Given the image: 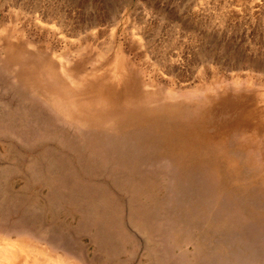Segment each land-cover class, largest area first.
<instances>
[{"label":"rangeland","instance_id":"1","mask_svg":"<svg viewBox=\"0 0 264 264\" xmlns=\"http://www.w3.org/2000/svg\"><path fill=\"white\" fill-rule=\"evenodd\" d=\"M0 245L264 264V0H0Z\"/></svg>","mask_w":264,"mask_h":264},{"label":"crops","instance_id":"2","mask_svg":"<svg viewBox=\"0 0 264 264\" xmlns=\"http://www.w3.org/2000/svg\"><path fill=\"white\" fill-rule=\"evenodd\" d=\"M18 248L15 246H8V245H0V264H7V262L14 264L16 263V260L12 259V257H18ZM13 260V261H12ZM24 264H28V256L24 254L23 256ZM36 262V259L33 260Z\"/></svg>","mask_w":264,"mask_h":264},{"label":"bare ground","instance_id":"3","mask_svg":"<svg viewBox=\"0 0 264 264\" xmlns=\"http://www.w3.org/2000/svg\"><path fill=\"white\" fill-rule=\"evenodd\" d=\"M207 107H209V106H207ZM200 108H202V107H200ZM206 110H207V109H206ZM178 113H179V112H178ZM196 113H197V111H196ZM200 113H201V112H200ZM206 116H207V115H206ZM208 118H209V117H208ZM206 126H207V125H206ZM198 149H199V148H198ZM194 150H195V149H194ZM196 150H197V149H196ZM204 150H205V149H204ZM204 150H203V151H204ZM203 151H202V153H203ZM199 152H200V151H199ZM195 153H196V152H195ZM205 153H206V152H205ZM205 153H204V154H205ZM215 158H216V157H215ZM207 160H208V159H207ZM196 166H197V165H196Z\"/></svg>","mask_w":264,"mask_h":264}]
</instances>
